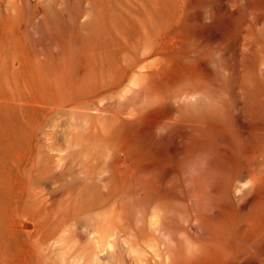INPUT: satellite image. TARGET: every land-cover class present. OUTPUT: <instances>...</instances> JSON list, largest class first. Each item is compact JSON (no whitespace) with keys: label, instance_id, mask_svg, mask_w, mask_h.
<instances>
[{"label":"bare ground","instance_id":"1","mask_svg":"<svg viewBox=\"0 0 264 264\" xmlns=\"http://www.w3.org/2000/svg\"><path fill=\"white\" fill-rule=\"evenodd\" d=\"M27 1L45 37L69 54L47 94L54 110L85 117L70 126L83 127L81 146L104 157L102 192H128L129 206L142 212L127 204L124 217L151 234L139 246L122 230L91 231L87 264H107L118 242L129 264H264V0H104L99 38L79 45L76 36L74 46L52 22L49 2ZM32 32L37 40L41 30ZM23 42H10L0 65L21 109L33 108L41 83L39 74L28 76ZM185 242L196 245L187 252Z\"/></svg>","mask_w":264,"mask_h":264},{"label":"rangeland","instance_id":"2","mask_svg":"<svg viewBox=\"0 0 264 264\" xmlns=\"http://www.w3.org/2000/svg\"><path fill=\"white\" fill-rule=\"evenodd\" d=\"M19 2H23L22 4H24L26 10L24 9L20 13V17L16 21L15 8H17L16 4L18 5ZM83 2L85 1L46 0L45 2L48 3L47 5L50 10L54 11V13L56 12L54 15L51 14L52 22L59 23L61 27L59 33L64 35L61 36L62 39L69 41L72 46L76 45V36L78 37L79 45H88L92 40L98 39L103 30L104 0L88 1L91 4L90 6L93 5V8L88 7L87 2L85 4ZM30 7L31 5L27 0H0V65L2 64L4 52L10 45V42L13 43L16 37L20 36L24 40L25 54L30 58V63L27 67L28 71L30 70L29 72L27 71L28 76L31 72L33 75L39 74V78L41 79L40 93L37 92L34 95L36 96L34 100L36 102L31 100L29 102L33 105V108L28 106L21 109L18 103L13 102L12 98L10 99L11 95L8 86L11 85V88L13 85L5 83V79L0 76V212H2L0 213V219L3 218L0 220V264H87L89 248L95 243V238H91L88 234L91 231L101 230L103 232L114 233L116 230H122L125 238L129 237L135 240V242L138 241L139 246L151 234L143 227L138 226L133 217H124V208L131 200L128 192H102L103 188L98 184V177L105 170L104 157L97 155L92 148L87 149L81 146L84 133L83 127H78L77 123L74 128L70 126L75 121L77 122V120H84L85 117L81 119V117L79 118V116H75L71 112L54 110L53 98L48 97L47 94L54 87V81L61 69V65L68 60L69 54L67 50L58 49L53 39L45 37L42 32L44 31V24L30 18ZM72 9L78 13L77 17L72 14ZM62 17L64 21H68L62 23ZM75 18H77V22ZM39 23L40 26H38ZM64 24L68 25V28ZM13 25H16V29H13L14 31L11 29ZM33 29L41 30L38 39H41L42 43L38 39V41L35 40L32 32ZM19 30H21V33H19ZM67 30L68 32H66ZM77 31H79L78 35ZM30 38H32L31 41ZM45 39L49 40V42L46 43ZM35 41L37 42V46L35 45ZM9 59L11 61L12 56ZM1 70L2 67L0 66V74H3L4 72ZM48 79L49 82H47ZM9 82H11V79ZM43 86L47 93L43 92L45 90ZM1 91L7 92V96L3 97ZM118 91L116 93H119ZM36 104H39L41 108ZM61 121L64 122L62 123ZM62 129L69 131L66 137L68 138L67 140H63L59 132ZM58 149H62L64 153ZM66 162L70 163L71 167ZM91 164L94 166V169L92 167L90 171ZM79 166L80 168L78 169ZM91 182L93 185L90 184ZM3 188L5 189L3 190ZM16 191L17 193H15ZM7 196L8 198H5ZM101 198H106L110 203L102 209L94 211L87 208L86 203L91 200H102ZM68 202L70 203L68 204ZM128 207L132 211V214L142 212V207L136 204L132 206L128 204ZM9 210L10 213L8 212ZM9 215L13 217L11 218ZM10 221L13 224L16 223L15 225L18 228L11 224ZM28 221L31 222L29 223ZM17 223L22 227L24 225L23 229ZM27 227L28 229H26ZM4 229H8V232L7 230L3 232L2 230ZM15 231H18L19 237ZM13 232L16 235H11L14 234ZM14 237L18 239L16 240ZM118 239V241L121 240V238ZM10 242H13V245ZM194 242H185V250L187 252L192 250L191 248L194 247V244L196 245ZM117 245V254L112 260L108 259L105 261L107 264H129L125 258V251L120 246V242ZM24 252L25 254L27 253L26 256Z\"/></svg>","mask_w":264,"mask_h":264}]
</instances>
